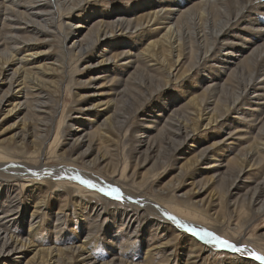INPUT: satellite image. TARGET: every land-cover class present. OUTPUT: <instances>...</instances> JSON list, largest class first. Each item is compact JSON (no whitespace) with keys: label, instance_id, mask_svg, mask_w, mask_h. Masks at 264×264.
I'll use <instances>...</instances> for the list:
<instances>
[{"label":"bare ground","instance_id":"bare-ground-1","mask_svg":"<svg viewBox=\"0 0 264 264\" xmlns=\"http://www.w3.org/2000/svg\"><path fill=\"white\" fill-rule=\"evenodd\" d=\"M71 1L72 0H0V19H2L0 26V74L3 76L7 73L8 67L11 69L7 77V89L0 94V109L7 103L10 105L6 111L8 114L12 112L14 114H19L21 113V109H25V111L29 112L31 115V120L28 122L25 118V114H22L19 120H22L23 123L20 126V122H16L19 131L15 136L6 139L8 141H0V181L3 183V185H0V188L6 193L8 191V186L11 187L10 182L13 181L11 183L22 190L25 186V182H28L32 189L28 191V194H25L27 196L22 195V198L28 197L33 200L30 204V209L29 205L26 204V208L29 209L28 212H26V209L23 207L20 214L16 215H14V213H16L18 208L17 201L20 196L19 191L12 193L11 196L7 198L3 196L5 200H0V208L5 207V211L0 213V264H8L7 259L13 261V264H19L21 262L19 257L23 256L13 254L22 253L25 255L27 253L26 251L32 252V254L25 260L24 264H123L115 263V261H125L124 264H166L167 261L170 260V257L166 254H162L159 261H155V253L157 254L158 248L170 242V240L160 242V236H157L158 233L152 235L153 241L145 248L138 263L135 262V258L138 257L137 250L131 251L127 244L128 241H121L120 244L117 243V246H119L118 253L115 252L111 259H100V254L94 251L95 249L90 241V238L96 231V226L92 223L88 225V231L84 239L76 245L69 243L70 245L61 246L66 243L65 241L69 238L59 237L57 234L52 235L53 238L47 237V235L41 236V224L36 225L35 223L38 222L39 219L44 218L48 213L46 202L48 200L49 189H44L40 187V185H34V183L39 184L41 180L51 177L56 173L57 167L61 168L59 170L65 173L63 176H60L64 179L67 177L69 179H76L80 182L81 180L90 181L95 185V187L92 188L98 187L99 190L103 189L107 191L110 188L119 189L122 201L117 203L122 205L119 211L122 217L119 218L120 222H118V225L122 229H125L124 226H126L127 220L132 221L151 215L154 218H149L151 222L150 226L153 227L155 232L158 229H162L159 234H162L163 231H169L171 232L170 237L173 241L176 240L179 234H187L188 232L201 239L198 234L186 229H194L197 233L200 231L210 232L215 236L225 239L224 235L226 229L220 225H217L220 228V232H216L204 224L191 221V218L201 220L209 219L207 216L211 217L212 215L217 218L219 211L214 204L211 203L213 199L216 200L217 208L220 209L222 215H226L224 207H229L235 212L237 220L244 219V213L255 211L254 206L258 211L264 210V185L257 187L258 192L256 191V187H253L251 194L252 199L249 201V205H247L248 209L244 211L242 208V201L246 197V194H244L242 198L238 197L242 194L241 190H243V187L247 188L248 184H250V182L247 183L250 178L249 174H246L244 178L240 180V184H236L234 188L233 185L235 181L227 187L225 195L228 193L231 198L226 201L225 199L222 200L216 192H209L208 200L204 201L197 198L196 190L191 193L182 191V193L177 194L184 197L181 199L182 204L180 205L178 202L163 200L158 195L157 192L176 197V192H166L165 187H163L166 183L158 186L156 192L150 193V196L140 191L144 183V176L142 175L141 178L137 180V185L126 186L125 183L127 184L128 182L126 175L128 173L124 171V166L119 172L117 171V173H114L113 178L109 181L101 182V179H96L92 173L86 170L71 165L50 164L47 160L48 157L51 156L47 152L48 138L50 134H52L54 126L56 129L53 139L56 138L61 131L60 125H62L65 118L63 112H59V94L64 79L70 76L74 71L76 67L75 62L91 51H94L95 54L101 57L111 53V56L104 57L106 59L115 58L116 60H122L124 58L128 59L129 57H134V60L123 62L125 65L128 64L129 68L132 69L129 70L127 75L116 77V87L111 88L114 89L117 99L121 97L123 102L133 100L130 94L138 93L140 88L144 87V85L147 86V83L153 80L155 76L162 79L164 81L163 86H165L169 81L180 79L187 75L189 71H194L195 67L198 65L196 63L195 67H192V64L198 62V58H202V61L206 57H208L209 60H215L214 62L217 63L213 64L214 68H211L212 71L214 70L215 72L214 80L206 82L209 81L210 77H213L211 72L206 70L203 74L198 76L196 81L198 82L197 84L200 88V92L192 90L190 86L187 85V88L185 89L184 87L183 91L179 93L180 96L178 95L177 100H174L177 95L175 93L171 94L163 105V110L168 113V115H164L162 120L165 124H163L161 128L154 127V125L151 126V128H157L160 134L161 131L167 134V139L166 141L164 140L165 144L171 143V146L175 149L180 145V139H183L184 143L189 137H193L200 127H209L210 125L219 124V133L221 131H225V133L220 136L215 132L212 136L215 137L216 141L212 144L219 145V149L223 147L224 155L229 156L227 161L224 164H220L225 159L218 158L216 152L206 150L208 146L203 149L200 148L199 150V145L192 142L189 143L191 144V149L197 148L200 153L199 151H192L187 157V161L184 162L185 164L195 165L203 158L213 159L211 161L209 160L210 164H206L205 166L214 167L217 165L212 168L214 172L207 176V181L209 183H217L218 188L222 186L220 182L227 178L228 172L235 170L242 164L241 161L236 158H242L244 162H248L250 157H257L260 160H264L263 156L254 154H264V141L262 139L264 136H260L259 139L256 137L250 138L249 136L246 138L247 135L245 136L244 133L245 129H241L239 124L234 125L236 116H233V119L225 116L232 107L242 104L245 102V99L248 101L243 109L246 110L245 118L247 119L248 116H251L254 110H257V114L262 116L260 111L264 102H259V99L261 101V97L264 94L258 90L264 88V73H262L264 70L262 68V71L252 69V71L256 72L257 75L254 74V76L258 77V79H253L243 84L242 93H238L236 97L233 96L235 99L231 97L233 100L230 102L226 99L223 100L220 95L223 88L227 86L238 69L240 67L241 69L250 68V61L252 60L254 62L255 56L261 55L262 51H264V35H262L264 33L261 31L260 27L257 28L259 33L253 32L250 36H247L248 34H243L244 30H250L253 27L252 18H250L249 14L252 10H255L254 5L262 3L264 0H172L171 3L165 2L162 4L156 3L157 0H135L133 6L128 7H87L75 22L71 21V19L65 20L64 17L69 15L74 8L79 9L82 2H88L89 0H80L75 6L69 5ZM208 7L212 9V12H210ZM159 11H169V13H165L162 17H159ZM216 13L219 14L216 15ZM173 14H177V16H173ZM192 14H195L196 18L192 16ZM180 16H184L182 20L178 18ZM216 16L218 17L216 18ZM221 16L223 20H221ZM203 18L207 21L211 18L213 25L208 26V28L211 29H203L198 21L195 22V19L201 20ZM180 21L182 24H185L186 30L184 29V33H186V39H188V37L191 38V40L192 37L194 38L192 42L187 44L188 51L183 48L186 47L183 44H174V42H170L169 37L176 35L175 30L172 29L173 25L179 29L182 28ZM238 23L242 25L239 26L240 24ZM149 24H154L152 26L154 30L161 27V24L165 30L162 33L160 31L154 33L153 38L148 39L138 51H133V43L131 40L108 38L109 36H114L112 33L118 31L125 32L132 30L135 33H139ZM113 26L118 28L114 29ZM231 26L237 31L233 36L239 37L242 32L241 39H237V41H240L241 46L237 48L236 52H234L235 50L232 47L236 41L225 37V34L228 32L227 29ZM18 36H20L22 40L31 41V43H34L33 41L45 42L50 46L47 49L46 47L37 49L38 46H36L35 49H30L31 51L22 53L17 50L25 43L16 40ZM56 39L62 51L57 55L56 59L46 60L45 54L52 51L53 44L51 43ZM260 39L263 41L260 42ZM99 40H104V42L99 46L95 45ZM137 41L139 44L138 46H140L141 39ZM190 43H192V46ZM186 53L191 55V58H189ZM194 53L198 57H193ZM37 55L41 56L37 57ZM43 60L44 62H42ZM35 61L37 63H35ZM131 61H135L136 63L134 65H129ZM89 66L90 64L85 65V67ZM96 77H89L83 81L78 80V83L79 85H83L95 80ZM13 84L16 85L15 90H13L14 92L12 91L13 94H8L9 91L14 89V87H12ZM65 84L68 85L69 82ZM128 85H132L133 87H129ZM89 86L93 87L92 85ZM149 92L150 96L156 93L153 91ZM211 92L212 94H210ZM92 93L104 92L96 88ZM217 93H219L220 96L218 95L217 97ZM16 95L20 96L18 97ZM205 95H208L207 99H205ZM242 95H244L243 98L241 97ZM214 96H216V98ZM163 99L164 96H162L161 100ZM77 101L74 108L75 110L86 109L89 113L94 112L93 116L95 118L98 116L99 118H103L101 123L96 124L93 129H88L82 133L86 138L82 137V134L73 137L72 141L78 142L80 145L83 144L85 140L87 142L82 153L83 156L80 157L79 160L83 163H91L92 166L94 164L99 168H105L106 165L109 164L110 156L116 152V136L120 133L118 129L115 131L111 130V132L109 129H113L114 123L120 121L118 117H121L123 113L119 110H112L111 107L109 108L110 102L106 100L104 102L98 101L89 105L85 101L83 104L81 102L82 100L79 98ZM171 101L173 103H171ZM21 104H24L22 108L20 106ZM155 107L159 108L158 106ZM181 109H183V114L181 117H178L177 115L181 112ZM99 111L103 112L99 113ZM136 111L137 109L135 108V112ZM152 112H154L153 109ZM159 114L153 113V115H151L155 117V122L158 121L156 115L162 118L163 114ZM149 115L150 114L147 116ZM223 116L225 117L223 118ZM150 118H144L146 119L144 122ZM250 120L253 121L254 119L251 118ZM94 121L96 120L89 119L90 124H94ZM30 122L31 124H28ZM66 125L69 126V124ZM99 128L103 129L100 132L103 138H105L104 141L111 153L108 154L109 156L106 158L100 156L88 161L85 157L89 155L87 151L91 149V145H93L95 140L90 138V136L97 133ZM250 128L252 127L250 126ZM68 129H70L69 135H75L81 128L70 126ZM139 129L142 131L139 132ZM139 129L137 130L139 132L138 134H136V132L134 133L136 134V138L134 137L135 145L133 149L136 151L144 147V152L141 154L144 155L143 163H145L152 157L157 156L158 152L162 151L163 148L165 149L167 145H162V148L160 147L161 149L156 148L153 145L155 140L153 135L145 134L148 131L145 130L143 126H140ZM167 130H169V133ZM259 134L264 135L261 134V131H259ZM243 139L245 140L243 141L245 144L240 142V140ZM2 143H7L9 146H5V144ZM37 143V147L32 149ZM226 143H228L229 146L234 145L232 146V150L228 148V145L225 147L224 144ZM252 144L255 146H252ZM235 147L238 148L235 149ZM252 147L260 150H252ZM234 150L236 151L232 153ZM36 151L39 152V156H37ZM250 152L253 154L248 157ZM40 155H42V157H40ZM136 157H139V155ZM216 160L219 162H216ZM220 165L224 169L220 170ZM247 169L250 168L248 167ZM243 170L244 168H240V171ZM237 175L239 176V173ZM77 177L79 179H77ZM260 181L263 182L264 177ZM242 184L245 185L242 186ZM178 186L179 184L173 188V191H176L175 189L179 188ZM234 195L235 197L233 198ZM105 197L107 198L108 196L105 195ZM97 200L91 201L90 205H88L87 202V208L95 212L94 216L96 217L103 213L108 205L104 203V200L101 202ZM24 202L23 200V204ZM67 202L69 201L65 199L62 205L61 203L58 205L55 215L56 221H60L61 216L59 214L62 213L63 207ZM72 202H76L81 209L85 210L86 214V209H84L80 197L75 198L71 203ZM165 203H168L170 207H166L164 205ZM201 207H203L205 212L202 211ZM26 214L29 216V224L25 231L16 226L10 228L13 224L18 225L24 223L27 217ZM36 217L37 219L33 220ZM170 217H174L175 219H170ZM55 220L53 222L54 225L57 224ZM96 220L97 219H94L92 222L95 223ZM79 224L83 227L82 223ZM214 224L217 223L214 222ZM233 225H236V222L233 223ZM56 229L57 228H55L54 231H56ZM22 233L26 234L25 237L21 235ZM218 233H223V235ZM71 235L69 233L70 239L72 238ZM129 235H131V233ZM187 238L186 240L188 241L187 244L189 247L184 264H202V261L206 258L205 256L209 254L212 255L213 253L210 250L211 247H214L209 245H214L216 247L215 244L209 243L207 239L201 240L208 241L207 243H202V245L200 241L195 240V238ZM228 241L238 248L246 247L249 251L257 252L253 250L252 247V243L254 242L253 239L249 235L245 236L244 233L239 234L237 238H234V241L233 239ZM47 243L50 245H45ZM30 247L33 248L29 249ZM203 251H206L204 256H202ZM230 251L236 253L241 258L238 262L236 261L232 264H259V262L253 260L247 252H234L228 249V252ZM107 252H114V249ZM123 254L129 255L131 260L119 257Z\"/></svg>","mask_w":264,"mask_h":264},{"label":"rangeland","instance_id":"rangeland-1","mask_svg":"<svg viewBox=\"0 0 264 264\" xmlns=\"http://www.w3.org/2000/svg\"><path fill=\"white\" fill-rule=\"evenodd\" d=\"M135 0H89L88 2H82L80 4L79 9H73L69 15L64 17V19H68L73 22L77 21L79 19V16L82 15V12L87 8H93V6H97L99 8L101 7H106V8H112L114 6H133V2ZM139 1H144V0H139ZM159 1V2H158ZM80 2V0H72L70 2V6H75ZM171 3L172 0H157L156 3L162 4V3ZM189 3V2H188ZM186 3V4H188ZM260 4V5H259ZM257 5H254L255 10H252L250 12V18H252V29L244 30L243 34H248L247 36H250L253 32L259 33L257 30L258 27L261 28V31L264 33V1L262 3H259ZM209 6V5H207ZM209 8V7H208ZM210 12H212V9L209 8ZM222 10V9H220ZM160 15L159 17H162L165 13H169V11H159ZM219 13H216V15ZM173 16H177V14H173ZM192 16H195V14H192ZM219 16V15H218ZM216 16V18L218 17ZM184 16H180L181 20L183 19ZM76 18V19H75ZM221 20H223L221 16ZM1 21L0 19V26H1ZM201 24V27L203 29H211L208 28V26H212L213 23L211 22V18L208 19V21L203 18L201 20H196L197 22ZM181 22V21H180ZM185 22H191V21H185ZM240 24V23H238ZM154 24H149L147 27H145L142 31L139 33H135L132 30L131 31H125V32H116L112 33L114 36H109V39H114V38H119L121 40H131L132 45H133V51H138V49L144 45L148 41V39L153 38L154 33L160 31L161 33L164 32V27L160 24L161 27L158 29L154 30L152 29V26ZM240 24L239 26H241ZM134 26V25H133ZM114 27V26H113ZM181 27L182 28H177L175 25H173V30H175V36H170V42H174V44L181 43L186 47H183L184 49H187V44L189 42H192L194 39L188 37L186 39L184 33L185 24H182L181 22ZM118 27H114V29H117ZM123 28V27H122ZM226 28V27H224ZM243 28V27H242ZM186 30V29H185ZM227 33L225 34L226 38L232 39L236 41L232 45L233 49L236 52L237 48L241 46L240 44V39L242 36V32L239 37L233 36L234 33H237L235 29L230 28L227 29ZM230 34V35H228ZM264 35V34H262ZM1 36V33H0ZM107 39V38H106ZM138 39H141V45L138 46ZM237 39H239L237 41ZM16 40H20L19 42H24L25 44L22 45L17 51L19 52H27L31 51L30 49H35L36 46L37 49L46 47L49 48V44L45 42H38V41H33L34 43H31V41H25L18 36ZM188 40V41H187ZM260 42L263 40L260 39ZM104 40L96 43L95 45H100ZM51 44H53V49L50 53L45 54L46 60H54L57 58V55L62 51L61 46L58 44V40L56 39L53 41ZM68 44V43H67ZM192 46V43H190ZM27 46V47H25ZM209 46V44H208ZM124 48V47H122ZM250 50V49H249ZM248 50V51H249ZM16 51V52H17ZM117 51V50H116ZM247 51V52H248ZM15 53V52H14ZM189 58H191V55L186 53ZM41 55H37V57H40ZM111 56L110 54H107L104 57H109ZM15 57V56H14ZM104 57L98 56V54H95L94 51L89 52L88 54L84 55V57H81L78 61L75 62L76 67L74 68V71L72 74L64 79V83L62 85V88L60 90L59 94V100H60V106H59V112L62 111L64 114V122L62 125H60V133L56 136L55 139H53V135L55 132L56 127L54 126L52 134H50L48 138V149L47 152L51 155L48 157V163L50 164H60V165H66V166H74L82 170H86L94 175L96 179H101V182H106L109 181L111 178H113V174L119 172L121 168L124 166V171H126L128 174L127 176V184L125 183L126 186L130 185H137V180L141 178V175L144 176V183L141 186V192L146 193L147 196H150V193L156 192V188L158 186L164 185L166 192H176V197H172L169 195H164L159 192L158 195L160 198L166 201L170 202H178L180 205L182 204V200L184 197L177 195L178 193H182V191L185 192H193L196 190L197 198L207 201L208 200V193L209 192H216L219 194V196L225 201L227 199H230L231 196L228 195V193L225 195L227 192V187L230 186L234 181L233 188L235 187L236 184H240V180L244 178L246 174H249L250 178L247 181L250 182L248 184L247 188L243 187V190H241V195L238 198H242L244 194H246V197L242 201V208L244 211L248 209L249 201L252 199L251 194H252V189L255 186L256 191L258 192V186L264 185V181L261 182L260 180L264 177V160H260L257 157H250L252 156L251 152L249 153L248 157V162H244L242 158H236L241 161V165H239L235 170L228 172V176L226 179H224L222 182V186L220 188L217 187V183H209L207 181V176L212 174L214 170L212 168L216 167H205L206 164L209 165L210 162L209 158H203L201 159L197 164L195 165H189L185 164L184 162L187 161V157L190 155L192 151H199L200 148L203 149L204 147L208 146L206 150H209L211 152H216L218 158L225 159L223 160L222 163L224 164L227 159L229 158L228 155H224L223 153L224 149L223 147L219 149V145L212 144L213 142L216 141L215 137L212 135L217 132L218 135L222 136L225 131H221L219 133V124L216 125H210L209 127H200L196 134L193 135V137H189L184 143L183 139H180V145L177 146L175 149H173L172 144H165L164 140L166 141V135L163 131H161V134L158 132V127H162L165 122H162L164 115H168L166 111L163 110V105L166 103L167 98L175 93L177 96L174 98V100H177L179 93L183 91V88H187V85L190 86V88L194 91H199L200 88L198 86L197 78L201 74L204 73V71L208 70L211 72V75L213 77L209 78L210 82L214 80L215 75H214V70L212 71L211 68H214L215 60H209L208 57H206L203 61L202 58H198V62H194L192 64V67H195V64L197 63L198 66L195 67L194 71H189L187 75L184 77L174 80V81H169L165 86L164 81L162 79H159L157 76L153 78V80H150L147 83V86L144 85V87L140 88L139 92L134 94L131 93L130 96L133 97V100H129L127 102H123L121 100V97L117 99L115 93H114V88L116 87L115 83V78L119 77L120 75H127L129 70H131L127 65H125V61L128 60H134V57H129L128 59L124 58L122 60H116L115 58H109L106 59ZM193 57H198L195 53L193 54ZM36 58V57H35ZM92 58V59H89ZM188 58V57H187ZM197 60V58H196ZM44 62V60L42 61ZM41 62V63H42ZM249 62V61H248ZM35 63H37L35 61ZM136 62L131 61L129 62V65H134ZM201 63V64H200ZM90 64L89 67H85V65ZM251 67L249 68H242L241 67L238 69L236 74H234V77L228 82L227 86L223 88L222 92L220 95L222 96L223 100H227L230 102L231 100L235 99L236 95L238 93H242V88L243 84L248 83V81H251L253 79H258V77H255L256 72L252 71L254 70H264V51H262L261 55H256L254 62L251 60L250 61ZM211 66V67H210ZM200 67V68H199ZM209 67V68H208ZM123 68V69H122ZM262 68V69H261ZM11 69L8 67L7 73H5L3 76L0 74V94L4 92L7 89L8 86V79L7 77L10 74ZM241 72V73H240ZM245 72V73H244ZM145 73V72H144ZM252 73V74H251ZM264 73V72H262ZM97 76V77H96ZM89 77H96L95 80H92L91 82L85 83L83 85H79L78 80H85ZM137 77V76H136ZM264 77V76H263ZM138 78V77H137ZM250 78V79H249ZM249 79V80H248ZM254 80V81H255ZM69 82L68 85L65 83ZM205 82V83H206ZM92 85L93 87L89 86ZM129 87H133L132 85H128ZM242 86V87H241ZM14 89L8 92V94H13V90H15L16 85L13 84ZM239 87V88H238ZM99 89V91L104 92V93H92ZM212 88V87H211ZM210 88V89H211ZM264 88L259 89L258 91L263 92L264 94ZM13 91V92H12ZM153 91L156 93H153L150 96V92ZM7 93V92H5ZM183 93V92H182ZM18 94V93H17ZM212 94V92L210 93ZM234 94V95H232ZM244 94V92H243ZM84 95V96H83ZM219 93H217L218 97ZM219 95V96H220ZM20 96V95H16ZM162 96H164V99L161 100ZM180 96V95H179ZM208 96V95H207ZM207 96L205 95V99H207ZM216 96H214L216 98ZM234 96V97H233ZM233 99H232V98ZM242 98L244 95L241 96ZM78 98L82 100L81 102L84 104V101L89 104L96 103L98 101H107L110 102V106L112 110H119L123 115L121 117H118L120 120L119 122L114 123L113 129L111 130H116L118 129L120 133L116 136L117 139V149L114 154L110 156L109 164L106 165L105 168H99L98 166H95L90 163H83L80 162L79 158L83 156V151L84 148L87 144L86 140L84 141L83 144H79L78 142L72 141L73 137L84 133L88 129H93L96 124L101 123V120L103 118L94 117L93 113H89L86 109H78L75 110L76 103L78 102ZM262 100L259 102H264V95L261 97ZM19 99V98H18ZM22 99V98H21ZM242 104H238L236 102L237 106L232 107L228 113L225 115L228 118H232L233 116L235 117V124H239V127L245 131V136L247 135L250 138L256 137L259 139L260 135L259 131H261V134H264V103L261 108V114H257V110H254L252 113V117L248 116L247 119L245 118L246 116V110H243L245 106L247 105L248 101L246 99L244 100ZM171 103H173L171 101ZM10 105L5 103L2 108L0 109V141H8L6 139L8 138H13L15 134L19 131V127L17 126L16 122H20V126L22 125L23 121L19 120V117L22 114H25L26 120L29 122L31 120V115L29 112L25 111V109H21V113L19 114H14L13 112L11 114H8L6 111L9 108ZM21 108L24 106V104L20 105ZM158 106L159 108L155 107ZM130 107V108H129ZM243 107V108H242ZM99 108V107H97ZM135 108L137 111L135 112ZM152 109L154 112H152ZM160 109V110H159ZM184 109V107H183ZM183 109H181L178 113V117H181L183 114ZM103 111H99V113H102ZM256 112V113H255ZM109 113V112H108ZM154 114H159L162 115V118L160 116L156 115L158 117V121L155 122L153 116ZM185 113V112H184ZM245 113V114H244ZM59 114V113H58ZM150 114L149 116H147ZM255 114V116H254ZM165 115V116H166ZM257 115V117H256ZM260 115V116H259ZM101 116V115H100ZM171 116V115H170ZM223 116V118L225 117ZM232 116V117H231ZM259 116V117H258ZM147 117H152L150 119H147L146 122H144V118ZM256 117V118H255ZM244 118V119H243ZM254 119L253 121L250 119ZM89 119H94V124H90ZM150 120V121H149ZM229 123V122H228ZM28 124H31L28 123ZM66 124H69L67 126ZM245 124V125H244ZM145 125V126H144ZM157 127V128H151V126ZM244 125V126H243ZM70 126H77L78 128H81L80 131L77 134L69 135L70 129H68ZM140 126H143L146 132L145 134L148 135H153L154 137V142L153 145L156 148H162V145H167L166 148L162 149V151L158 152V155L155 157H152L149 161L143 163V154L144 152V147L140 148L139 150L134 151V145H135V138L136 134L141 132L142 130L139 129ZM250 126L252 128H250ZM150 128V129H149ZM63 129V130H62ZM65 129V130H64ZM139 129V130H138ZM103 129L99 128L97 133H94L90 138L95 139L93 142V145H91V149L87 151L89 155L85 157V159L93 160L95 157H107L109 156L108 154L111 153L109 151L108 146L106 145L103 136L101 135V132ZM136 130V131H135ZM139 132H138V131ZM164 130V129H163ZM169 133V130H167ZM247 131V132H246ZM62 132V135H61ZM136 132V134H134ZM38 133V132H37ZM115 134V133H112ZM135 135V136H134ZM82 137L83 134H82ZM135 137V138H134ZM86 138V137H84ZM264 141V137H262ZM199 141V142H198ZM245 141L240 140V142ZM195 142L197 145H199V150L197 148L191 149V144ZM183 143V144H182ZM5 144V146H9L7 143H2ZM245 144V142H243ZM38 143L32 147V149H35L37 147ZM225 147H227L228 143L224 144ZM232 146L228 145V148L232 150ZM236 146V145H235ZM252 146H255L252 144ZM160 148V149H161ZM234 148V147H233ZM238 147H235L237 149ZM260 150L258 148L252 147V150ZM236 150L232 151L235 152ZM200 153V151H199ZM37 156H39V152L36 151ZM258 154L260 156L264 157V154L261 153H254ZM139 157H136L138 156ZM42 157V155H40ZM216 162H219L216 160ZM100 166V165H99ZM244 168L243 171H240V168ZM250 169H247V168ZM61 168H56V173H54L51 177H48L47 179L41 180V183L35 184L34 185H40V187H43L44 189L48 188V200H47V210L48 213L47 215L39 219L38 222L35 224H41L40 225V233L41 236L47 235V237L53 238L52 235L57 234L59 237H66L69 238L67 239L63 245L61 246H67L70 245L69 243H72L73 245H76L77 243H80L81 240L84 239V236L86 232L88 231V225L89 224H94L96 226V231L90 238L91 244L93 248L95 249L94 251L98 254H100V259H105L109 260L114 256V253L119 250V246H117V243L120 244L121 241H128V247L132 251L137 250V255L138 257L135 258V262H139L140 257L143 255V252L145 248L153 241L152 235L154 233H158L157 236H160V242L163 241H169L170 242L167 245H162L161 247L158 248V252L156 255V260L159 261L161 258L160 256L162 254H166L168 257H170V260L167 261L166 264H184L185 258L188 255V244L186 238H192L195 240L200 241V243H207L208 241H201L198 236L193 235L192 233H187V234H179V236L176 238L175 241L171 240L170 234L171 232L163 231L161 233L162 229H158L156 232L151 227V222H150V217L154 218L151 215L144 216L140 219H135V220H127V224L125 229H122L119 227L118 222H120L119 218L122 217V215L119 213L122 205L118 204L117 202H121L122 200H114L111 197H105L104 192L100 191L99 188H92L83 185L80 181L76 179H69L63 176L65 173L59 170ZM224 169L220 165V170ZM125 172V173H126ZM239 173V176L237 175ZM117 177V175H116ZM238 177V178H237ZM67 178V179H66ZM1 180V179H0ZM10 181V180H9ZM13 182V181H11ZM11 187L8 186V191L6 193L3 192V189L0 188V200H5L3 196L9 197L11 196L12 193L20 192V196L18 197V208L16 214H20V211L24 207L26 209V212L29 211L30 204L33 201L32 198H22V195L28 194V191L32 189L30 187L28 182H25V186L23 187L22 190L17 188L16 185H13L12 183ZM23 182V181H20ZM120 182V181H118ZM179 184V188H176V191H173V188ZM0 185H3L2 181H0ZM245 184H242L244 186ZM245 191V192H244ZM27 192V193H26ZM74 194V195H72ZM27 196V195H25ZM80 197L81 203L84 205V209H86V214L85 210L81 209L79 205H77L76 202H72L75 198ZM101 197V198H100ZM235 195L233 196V198ZM37 198V197H36ZM13 199V198H12ZM69 201L66 203V205L63 207V211L61 214L60 221L55 220V215L57 213L58 205L61 203V205L64 203V200ZM98 199V200H97ZM23 200L25 201L23 204ZM103 201L104 203H107L108 205L106 206V209L103 213L98 215L97 217L94 216L95 212H92L89 208H87V202L88 205H90L91 201ZM106 200V201H105ZM21 201V202H20ZM211 203L214 204L216 209L219 211V215L214 217L213 215L207 216L209 219L201 220V219H196V218H191V221L198 222L201 224H204L205 226L213 229L216 232H220V228L217 225H220L221 227L225 228V235L224 238L227 240H232L234 241V238H237L239 234H243L245 236H250L253 239L252 247L253 250L257 251L260 254H264V210L258 211L255 208V211L251 213H244V219L242 220H237L235 217V212L232 210V208L229 207H224V210L226 211V215H222L221 211L219 208H217L216 200L213 199L211 200ZM26 204L29 205V209L26 208ZM166 207H170L168 203L164 204ZM202 208V211L205 212V210ZM253 208V210H254ZM5 211V207L0 208V213ZM99 214V213H97ZM87 215V216H85ZM27 216V214H26ZM34 218L33 220H36ZM94 219H97L95 223L92 221ZM57 223L56 225L53 224V222ZM217 223V224H214ZM236 222V225H233V223ZM79 223L83 224V227L80 226ZM29 224V216L26 217V220L22 224H13L10 226V228H14L15 226L22 229L26 230ZM56 231H54V229ZM69 233L71 235V239L69 237ZM131 233V235H129ZM238 233V234H237ZM189 234V235H188ZM220 235H223V233H218ZM23 237H25L26 234L22 233ZM193 235V236H192ZM74 236V237H73ZM229 238V239H228ZM188 239V238H187ZM35 242V241H34ZM211 243V242H209ZM213 244V243H211ZM245 244V243H244ZM45 245H50L49 243ZM203 245V244H202ZM209 245V244H208ZM206 245V246H208ZM205 246V245H204ZM213 246L214 248L211 247V254L206 255L205 259L202 261V264H232L233 262H238L240 258L239 255L236 253H232L231 251L228 252V249L226 248H220V247H215L214 245H209ZM251 247V248H252ZM33 247H30L29 249H32ZM114 249V252H107ZM213 250V251H212ZM25 255L22 253H15L13 255L20 256L22 255L23 257H19L21 262L19 264H24L25 260L32 254V252H28ZM206 251L202 252V256H204ZM262 252V253H261ZM119 257H122L124 259H129V255L123 254ZM8 264H13V261L7 259ZM32 263V262H31ZM115 263H125V261H115Z\"/></svg>","mask_w":264,"mask_h":264},{"label":"snow or ice","instance_id":"snow-or-ice-1","mask_svg":"<svg viewBox=\"0 0 264 264\" xmlns=\"http://www.w3.org/2000/svg\"><path fill=\"white\" fill-rule=\"evenodd\" d=\"M77 179H79L77 177ZM81 183L87 185L88 187H95L90 181L86 180H81ZM100 191L104 192V195L112 197L113 199L120 200L121 199V194L119 189L117 188H110L109 190L105 191L103 189H100ZM170 219H175L174 217H170ZM184 227L183 225H181ZM188 231H193L195 234H198L201 239H207L209 242L215 244L217 247L220 248H228L231 249L234 252H247L253 260L258 261L259 264H264V254H260L254 251H249L246 247L245 248H238L236 245L230 243L228 240L222 239L219 236H215L210 232H205V231H200L196 232L194 229H186Z\"/></svg>","mask_w":264,"mask_h":264}]
</instances>
